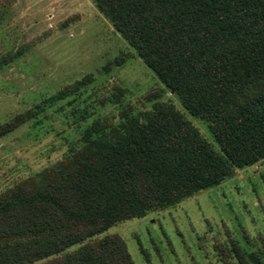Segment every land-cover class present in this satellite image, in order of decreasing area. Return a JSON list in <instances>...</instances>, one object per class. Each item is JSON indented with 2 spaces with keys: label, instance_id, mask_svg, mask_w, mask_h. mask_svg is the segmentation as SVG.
Wrapping results in <instances>:
<instances>
[{
  "label": "trees",
  "instance_id": "obj_1",
  "mask_svg": "<svg viewBox=\"0 0 264 264\" xmlns=\"http://www.w3.org/2000/svg\"><path fill=\"white\" fill-rule=\"evenodd\" d=\"M90 1L183 109L207 124L220 153L155 105L142 121L88 140L0 194V264H134L117 235L82 243L264 158V0ZM24 119L2 124L0 136Z\"/></svg>",
  "mask_w": 264,
  "mask_h": 264
},
{
  "label": "rangeland",
  "instance_id": "obj_2",
  "mask_svg": "<svg viewBox=\"0 0 264 264\" xmlns=\"http://www.w3.org/2000/svg\"><path fill=\"white\" fill-rule=\"evenodd\" d=\"M157 104L220 153L207 124L183 109L90 0H0V194L79 150L142 121ZM134 264H264V158L176 203L112 224ZM235 243V244H234ZM80 244V245H82ZM80 245H74L70 252Z\"/></svg>",
  "mask_w": 264,
  "mask_h": 264
}]
</instances>
